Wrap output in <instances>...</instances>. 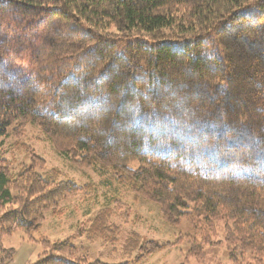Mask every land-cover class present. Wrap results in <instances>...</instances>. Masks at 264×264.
<instances>
[{
	"label": "trees",
	"instance_id": "obj_1",
	"mask_svg": "<svg viewBox=\"0 0 264 264\" xmlns=\"http://www.w3.org/2000/svg\"><path fill=\"white\" fill-rule=\"evenodd\" d=\"M29 130L167 224L231 222L240 254L263 264L264 0H0V245L93 190L47 167ZM118 209L95 214L89 242H117ZM43 244L35 264H107L74 258L68 239ZM139 249L131 233L120 257Z\"/></svg>",
	"mask_w": 264,
	"mask_h": 264
},
{
	"label": "rangeland",
	"instance_id": "obj_2",
	"mask_svg": "<svg viewBox=\"0 0 264 264\" xmlns=\"http://www.w3.org/2000/svg\"><path fill=\"white\" fill-rule=\"evenodd\" d=\"M10 142H6L5 148ZM24 142L32 145L35 152L46 161L47 167L60 169L63 180H70L78 186L90 185L93 190L84 188V191H80L72 200L62 202L64 211L61 214L53 216L46 213L40 229L29 236L20 230L3 236L0 250L13 251L11 259L4 264H35L38 257L49 250L43 241L54 243L66 239L70 240L75 248L74 258H86L90 262L100 260L107 264H257L249 255L245 257L240 254V245L234 238L231 222L221 221L213 227L196 228L188 225L185 220L176 225L167 224L156 204L132 199V196L115 182H112V185L106 184L108 176L96 168L74 166L58 155L52 145L37 131L29 130ZM116 203L120 205V209L115 211L114 220L122 228L121 233L117 235V242L106 247H103L101 242H89L82 231L97 212ZM121 206L126 208L121 210ZM119 210L129 213L125 224L121 223L123 218H118ZM131 233L140 236L144 249L132 253L129 258L121 259L123 242ZM164 245L166 246L162 247ZM146 251L148 256L140 258ZM1 256L0 253V264H3Z\"/></svg>",
	"mask_w": 264,
	"mask_h": 264
}]
</instances>
